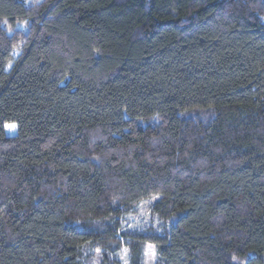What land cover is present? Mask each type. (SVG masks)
Returning a JSON list of instances; mask_svg holds the SVG:
<instances>
[{
	"label": "trees",
	"instance_id": "trees-1",
	"mask_svg": "<svg viewBox=\"0 0 264 264\" xmlns=\"http://www.w3.org/2000/svg\"><path fill=\"white\" fill-rule=\"evenodd\" d=\"M145 245L264 264V0H0V264Z\"/></svg>",
	"mask_w": 264,
	"mask_h": 264
},
{
	"label": "rangeland",
	"instance_id": "rangeland-1",
	"mask_svg": "<svg viewBox=\"0 0 264 264\" xmlns=\"http://www.w3.org/2000/svg\"><path fill=\"white\" fill-rule=\"evenodd\" d=\"M7 125L13 124H6L5 125V133L8 136H13L16 133V126L15 128H8ZM15 125V124H14ZM155 199L150 200L149 202H144L139 204L137 207L138 213L136 215H129L127 216L126 220L123 222V227L125 228H132L136 227L139 224H143L148 222V206H150ZM125 228V229H126ZM156 249L152 245H145L144 247V257H143V264H154L156 260ZM119 260L121 264H130V256L129 251L126 247H122L121 251L119 252ZM92 264H98L96 261L92 262Z\"/></svg>",
	"mask_w": 264,
	"mask_h": 264
},
{
	"label": "snow or ice",
	"instance_id": "snow-or-ice-1",
	"mask_svg": "<svg viewBox=\"0 0 264 264\" xmlns=\"http://www.w3.org/2000/svg\"><path fill=\"white\" fill-rule=\"evenodd\" d=\"M6 127H8V128H15V125L13 124V125H7Z\"/></svg>",
	"mask_w": 264,
	"mask_h": 264
}]
</instances>
